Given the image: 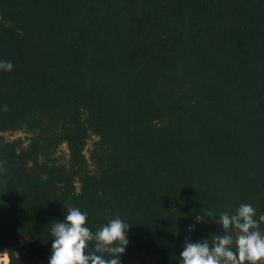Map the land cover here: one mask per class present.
<instances>
[{"label":"trees","instance_id":"16d2710c","mask_svg":"<svg viewBox=\"0 0 264 264\" xmlns=\"http://www.w3.org/2000/svg\"><path fill=\"white\" fill-rule=\"evenodd\" d=\"M0 59L6 264H47L65 201L130 224L122 264H180L241 203L264 229V0H0Z\"/></svg>","mask_w":264,"mask_h":264},{"label":"clouds","instance_id":"9594fccd","mask_svg":"<svg viewBox=\"0 0 264 264\" xmlns=\"http://www.w3.org/2000/svg\"><path fill=\"white\" fill-rule=\"evenodd\" d=\"M10 60L0 59V72H11ZM7 111L5 105L2 109ZM62 221L48 226L51 250L47 264H122L129 241L130 224L119 216L110 218L95 231L88 226V213L64 202ZM206 217L222 231L208 239H186L180 251V264H264V229L250 203H241L234 213L208 212ZM201 217H197L199 221ZM195 225L189 226V232ZM222 233V234H221Z\"/></svg>","mask_w":264,"mask_h":264},{"label":"rangeland","instance_id":"374dc122","mask_svg":"<svg viewBox=\"0 0 264 264\" xmlns=\"http://www.w3.org/2000/svg\"><path fill=\"white\" fill-rule=\"evenodd\" d=\"M4 139L6 141H12V140H15V139H22L25 141V138L28 136L27 134L23 133V132H11V133H3L1 134ZM95 140V138L93 137L87 144L86 148H85V154L86 156L88 157V151L92 145V142ZM66 149H65V146L63 145L61 148H60V153L62 154H66ZM4 263H7V260H6V257L5 255L3 254H0V264H4Z\"/></svg>","mask_w":264,"mask_h":264},{"label":"bare ground","instance_id":"6f19581e","mask_svg":"<svg viewBox=\"0 0 264 264\" xmlns=\"http://www.w3.org/2000/svg\"><path fill=\"white\" fill-rule=\"evenodd\" d=\"M6 260L8 261V258L6 257Z\"/></svg>","mask_w":264,"mask_h":264},{"label":"built area","instance_id":"2783aa9c","mask_svg":"<svg viewBox=\"0 0 264 264\" xmlns=\"http://www.w3.org/2000/svg\"><path fill=\"white\" fill-rule=\"evenodd\" d=\"M6 257V256H5ZM4 264H6V263H4Z\"/></svg>","mask_w":264,"mask_h":264}]
</instances>
